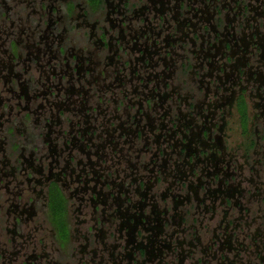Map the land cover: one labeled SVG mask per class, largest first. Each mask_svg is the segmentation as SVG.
<instances>
[{"label":"flooded vegetation","instance_id":"obj_1","mask_svg":"<svg viewBox=\"0 0 264 264\" xmlns=\"http://www.w3.org/2000/svg\"><path fill=\"white\" fill-rule=\"evenodd\" d=\"M190 83L197 88L190 91ZM200 90L202 99L191 95ZM227 117L246 134L252 124H264V0H0V264H74L68 257L76 252V264H137V256L176 253L172 240L156 239V228L161 232L174 219L167 211L161 219L159 199L163 209L203 213L250 209L257 196L264 202L263 189L247 193L232 185L240 171L259 173L264 129L246 138V152L257 158L242 164L221 162L207 172L211 158L227 153L198 149L185 160L189 173L169 165L174 154L188 157L192 144L219 141L213 133ZM151 149L140 164L141 153ZM55 206L63 209L62 224ZM84 209H92L93 221L85 243L72 240L62 250L48 239L51 220L68 242L76 232H63L76 216L70 214ZM108 209L116 210L106 215ZM122 209L139 210L117 232L130 227L127 235L139 231L142 240L131 235L118 263L113 250L98 255L88 236L113 217L124 218ZM262 224L263 234L245 233L247 244L234 240L230 223L216 225L221 234L193 264H236L241 250L248 264H264ZM148 229L154 234L146 243ZM217 244L218 251L236 249V257L216 258Z\"/></svg>","mask_w":264,"mask_h":264},{"label":"rangeland","instance_id":"obj_2","mask_svg":"<svg viewBox=\"0 0 264 264\" xmlns=\"http://www.w3.org/2000/svg\"><path fill=\"white\" fill-rule=\"evenodd\" d=\"M251 23V21H250ZM85 29H81V32H83ZM249 31V30H246ZM229 38V37H228ZM181 51V50H178ZM196 84V86H195ZM129 87H132L129 86ZM193 89V88H197V83H190L189 86V90ZM188 90V89H186ZM191 91V90H190ZM186 92V91H185ZM205 92V91H203ZM201 90L197 91V93L195 94H191V95H196L198 96V98L202 99L204 96ZM221 95L222 91H220ZM230 92L226 93L229 94ZM211 98V96L209 97V99ZM194 98H192L193 100ZM222 103V102H221ZM243 103H240L239 109L240 111L243 110ZM186 107V106H185ZM227 104L226 105H222L219 110H223L226 109ZM188 110L189 107H188ZM186 112V109L183 108L182 109V114L185 115L184 113ZM245 113V112H244ZM219 120V118H218ZM224 121L225 122V126L222 128V131H214L213 135L215 137V135L218 133L220 134L221 139L219 141L217 140H212L211 142L208 141L209 146H203L201 144V142H197L195 144H192V146L190 147V153L188 155V157H185V154H181L179 157L177 155H173V160L170 161L169 165H171L172 167H174V164H179L180 165V169H183L184 173H189V165H187V162H185V160H187L188 162H190L194 155L195 152L200 149L201 151L199 153L202 152H213L214 150H218L221 152H226L227 155L225 157V159H222V156H217L216 158H211V163L208 167H206L208 169L207 172L213 171L214 170V166L216 165V167L218 165L222 163H225L227 161L229 162H233L234 161L238 164H242L243 161L246 159L245 157L248 158H257V156L255 154H253V151L250 150L248 152H246L245 150V146L246 147H250L251 143L248 142L246 145L244 144L246 141V138H255V131H259L261 134L263 132V123H257L255 125H251V131L248 132L247 134L244 133L240 127H237V122L234 119V117H227ZM246 121L247 118L244 116L243 119V124L246 126ZM143 124L145 123L144 121L142 122ZM196 123H201V120H197ZM219 123H223V122H219ZM211 124V122L209 123V125ZM219 125H217L216 127H218ZM147 130V129H146ZM245 130H247V128H245ZM216 133V134H215ZM217 134V135H218ZM143 141H141V139L138 141L137 143V147H141L142 146ZM206 150V151H205ZM261 152L259 153V159L263 160L264 157V139L261 142ZM153 149H151V151L148 152H142L141 153V158H140V164L142 163H147L146 161H149V159L151 158V153H152ZM138 153V152H137ZM247 153V156H245ZM233 158L231 159L230 157ZM222 159V161H221ZM231 159V160H230ZM264 161V160H263ZM161 162V160H160ZM159 162V163H160ZM184 165V166H183ZM124 167V166H123ZM170 168V167H169ZM201 168V165H198V170ZM257 170L259 171V173L257 174V172H254V175L249 176L248 170L245 169L243 171H240L237 173V177L235 179V181L232 183V185H238V187L240 189L246 190V192H250L252 191V189H263L262 191L264 192V163L260 164V166L256 167ZM210 170V171H209ZM201 172V171H200ZM199 172V173H200ZM137 173V172H135ZM141 173H145L144 171L141 170ZM206 173V172H205ZM138 174V173H137ZM243 179H246L245 181ZM262 180V181H261ZM158 185V184H157ZM164 186H166L165 183H162L160 185H158V187H156L157 190H159L160 192L164 189ZM259 189V190H260ZM152 193V191H151ZM247 196H249V194H246ZM260 196H257L255 199H253V202L251 204H247V206L250 209H216L214 212H209V213H203L201 210H197V209H163L165 207L164 203L162 202L161 199H159L158 204H159V209L161 211L162 217L161 219H165L166 216L164 214L165 211H167V213L169 214V217H174V219L170 220L169 224H165L163 231L160 232L159 228H156V232H158V236L156 237L157 240L162 241L166 240L167 238L174 244V249L176 251L175 254H172V252H170L169 250L165 249L162 253L161 256H159L158 258L156 257L155 259H151L149 260L147 257H142V256H137L136 259L139 261L137 264H158L160 261H162L163 264H179L178 261V252L180 251H184L183 256H184V260L182 264H193L195 263L197 260H199L200 258H202L204 255L202 253V250H205L206 247H208L210 241L209 239L211 237H213L214 235H218L221 234V232L216 229V225H219L220 223L223 222L224 225H227L230 223V229L232 232H234V240H238L239 242H241L242 244L245 243L247 244L249 241H245V233L249 232L252 236L253 233H257V234H263V232L261 230H263L262 226H263V222H264V209H259L264 207V202L261 201L259 199ZM135 201L139 200L137 198L134 199ZM92 209H84L83 210V214L86 215H78L77 214V210H74V212L72 214H70V216L74 219H70V227H69V223H68V227L65 228L63 230L64 233H67L69 228H73L76 229V232L74 231L72 233V235L68 234L69 236V241L67 242L66 239H64L62 241V239L60 238V233H61V229L59 227L56 226L55 223H53L51 220H48V224L47 227L49 228L48 230V239L52 242V240H54V242L58 243L57 246H59L60 249L63 250L64 247H66V244L71 242L72 240H77L80 239L79 242H81V244L86 242V238H84V233H86L89 229V226L93 225V221L91 220V212ZM114 210L116 209H111V210H107L106 211V215L112 213ZM139 209H122V213L124 214V218H118V217H113V222L112 224H110V222L105 223L104 226H97L95 230L91 231L90 235L88 236V239L92 245L93 248H96V253L98 255H102V253L106 254V256L108 255V253H114V262H118V255L120 251H123V247L126 245V243L128 242V240H130L131 235H138L136 236L137 240L136 241H141V237L139 231L138 232H134L133 234H131L130 232V236L127 235V231L129 230L128 227H124L123 229L120 230V232H117V227L118 224L120 222H122L123 220H128L127 217L125 216H130V220H128L130 222V224H133V219L132 216H134L135 212L138 211ZM151 209H144L145 212H147V214H149ZM225 211H228V213L226 214ZM189 212V213H188ZM54 214H55V218L56 219H60L59 222H61L62 224V218H63V209H59V206H55L54 207ZM225 216V217H224ZM108 216L104 217L105 219H107ZM181 217V221L179 220V218ZM241 217H244L243 219ZM97 219L101 220V215L98 213L97 214ZM86 221V222H84ZM234 221V225L236 226V230H233L234 225L232 224V222ZM88 222V223H87ZM249 223V224H248ZM151 225H154L153 223ZM132 227V226H131ZM150 227V225H149ZM258 228V229H257ZM103 231V234H101V230ZM261 229V230H259ZM194 230L196 231V235L193 234ZM52 231V234H51ZM45 234L47 235V231L45 232ZM62 234V233H61ZM94 234H96L94 236ZM154 234L153 230H146V231H142V235L145 237L144 241L147 243L148 240L147 238L151 235ZM81 235V236H80ZM79 236L81 238H79ZM172 237V238H171ZM179 237V241L182 242V246L181 249H178L180 247H178L177 243H176V238ZM197 237V238H194ZM226 237V235H223V237H221V239L219 240V244H221L222 241H224V238ZM153 238V236H152ZM199 238V240H198ZM234 240L232 242H234ZM63 242V243H62ZM75 244V242L72 241V244L70 245V247H73V245ZM219 244H217L215 246V248H213V255L216 258H220V256H227L229 260H233L237 254L236 253V249L234 251H227V249L225 248L223 251H218V247ZM63 245V246H62ZM191 245H196L195 247L191 246ZM92 247H90V249H92ZM151 247V246H150ZM149 247V248H150ZM133 248V244H129L127 246V252L131 251ZM102 249H105L106 251L104 252ZM242 249V248H241ZM253 249V248H252ZM251 249V250H252ZM190 252V256L189 253L186 252L187 251ZM99 251V252H98ZM125 253V251H124ZM240 257H238V259L240 258L241 261H236V264H248L249 261V257L247 253H244L242 250L239 253ZM117 257V258H116ZM248 257V258H247ZM81 259V255L79 254V252H76V256L75 257H68V260L72 261L74 264H76L79 260ZM98 261V260H97ZM212 264H216V259L213 261L211 260ZM137 262V261H135ZM128 260L124 259L122 264H127ZM136 264V263H134ZM260 264H263L262 262H260Z\"/></svg>","mask_w":264,"mask_h":264}]
</instances>
